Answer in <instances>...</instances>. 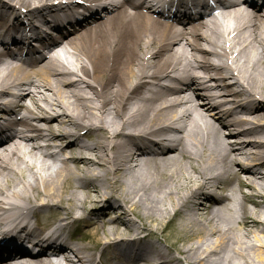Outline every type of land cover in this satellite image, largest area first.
<instances>
[{
  "label": "bare ground",
  "instance_id": "obj_1",
  "mask_svg": "<svg viewBox=\"0 0 264 264\" xmlns=\"http://www.w3.org/2000/svg\"><path fill=\"white\" fill-rule=\"evenodd\" d=\"M193 2L0 0V264H264V0Z\"/></svg>",
  "mask_w": 264,
  "mask_h": 264
},
{
  "label": "rangeland",
  "instance_id": "obj_2",
  "mask_svg": "<svg viewBox=\"0 0 264 264\" xmlns=\"http://www.w3.org/2000/svg\"><path fill=\"white\" fill-rule=\"evenodd\" d=\"M24 9V8H23ZM225 135L229 138V136H228V130H225ZM133 219H135V218H133ZM136 220V219H135ZM160 239V238H159ZM160 241L161 242H159V243H165V241H163V240H161L160 239Z\"/></svg>",
  "mask_w": 264,
  "mask_h": 264
}]
</instances>
